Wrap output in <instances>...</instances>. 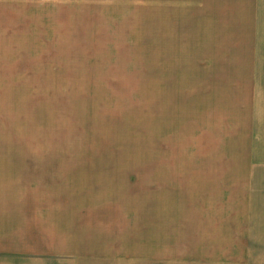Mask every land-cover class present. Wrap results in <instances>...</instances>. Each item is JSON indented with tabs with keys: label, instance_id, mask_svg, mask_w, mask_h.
<instances>
[{
	"label": "rangeland",
	"instance_id": "obj_1",
	"mask_svg": "<svg viewBox=\"0 0 264 264\" xmlns=\"http://www.w3.org/2000/svg\"><path fill=\"white\" fill-rule=\"evenodd\" d=\"M168 9L0 0V160L26 213L56 221L37 257L264 264V30L258 54L198 46ZM116 181L113 233L97 207Z\"/></svg>",
	"mask_w": 264,
	"mask_h": 264
},
{
	"label": "crops",
	"instance_id": "obj_2",
	"mask_svg": "<svg viewBox=\"0 0 264 264\" xmlns=\"http://www.w3.org/2000/svg\"><path fill=\"white\" fill-rule=\"evenodd\" d=\"M162 3L163 6L166 5L169 8L166 13L165 10L162 13V24H171L172 30H194L197 35V37L195 35L197 43L194 45L233 46L238 48L237 53L242 52V55L259 53L256 48L260 38L259 32L264 30V0H162ZM180 17H185L189 22L187 24H191L193 27L176 26V23L179 24ZM165 20L169 23H165ZM212 32L215 33L212 34ZM222 39H230L232 45L231 43L216 44L214 42V40ZM211 55L213 56V54ZM213 61L223 60L215 59ZM242 61L245 62L248 59ZM6 158L8 157H0V159ZM7 165L8 162L0 160V264H52L46 261L47 258L37 256L52 254L42 248L44 246L51 247L52 242L47 231H52V223L53 229L56 231V221L52 222L50 217V221H43L40 214L26 213L25 203L20 205L18 202V198L21 196L26 198V185L20 183L19 177H11L4 173V166ZM18 184L22 187V192L14 195L16 198H11L9 190L6 193L3 191L6 187ZM98 184H102L101 180ZM110 191L113 193V204L106 198L107 201L101 202L103 209L100 210V206L97 207V210L99 209L97 213H102L97 216L100 217V223L106 225V232L116 233L117 181ZM42 222L47 224L43 225ZM54 238H56L55 234ZM77 249L79 248L77 247ZM84 253L90 254L89 252ZM103 254L106 253L103 252ZM115 254L110 252L109 257L111 256L112 259Z\"/></svg>",
	"mask_w": 264,
	"mask_h": 264
}]
</instances>
